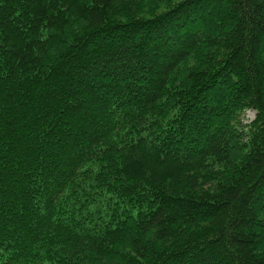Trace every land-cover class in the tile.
<instances>
[{
  "label": "trees",
  "instance_id": "1",
  "mask_svg": "<svg viewBox=\"0 0 264 264\" xmlns=\"http://www.w3.org/2000/svg\"><path fill=\"white\" fill-rule=\"evenodd\" d=\"M0 264H264V0H0Z\"/></svg>",
  "mask_w": 264,
  "mask_h": 264
},
{
  "label": "rangeland",
  "instance_id": "2",
  "mask_svg": "<svg viewBox=\"0 0 264 264\" xmlns=\"http://www.w3.org/2000/svg\"><path fill=\"white\" fill-rule=\"evenodd\" d=\"M254 112L253 111H246V119L251 120L253 118Z\"/></svg>",
  "mask_w": 264,
  "mask_h": 264
}]
</instances>
